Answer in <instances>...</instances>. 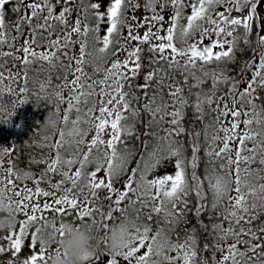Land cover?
Segmentation results:
<instances>
[{"label":"snow or ice","instance_id":"obj_1","mask_svg":"<svg viewBox=\"0 0 264 264\" xmlns=\"http://www.w3.org/2000/svg\"><path fill=\"white\" fill-rule=\"evenodd\" d=\"M101 6L102 0H0V84L11 81L9 94H27L32 66L47 65L39 93L55 97L58 116L66 105L65 125L70 113L78 114L67 134L71 140L61 129L55 142L43 145L50 151L36 161L45 165L38 177L21 173L11 145L0 148V189L15 205L12 218L24 217L0 244V254L17 264L28 237L30 254L22 264H46L71 231L64 223L70 213L92 223L97 213L104 220L118 213L121 223L109 229L103 253H86L84 264H264V0H108L103 12ZM141 8L145 14L137 16ZM186 8L191 13L184 17ZM9 10L16 16L11 27ZM242 50L250 56L239 75H231L229 65ZM53 73L62 82L53 85ZM188 108L193 127L186 129ZM137 123L157 141L150 152L120 147L137 135ZM184 135L192 137L190 177ZM201 136L207 162L219 161L222 169L214 183L206 177L210 203L195 172ZM66 146L73 149L70 158L62 154ZM173 158L174 173L150 178ZM129 208L136 210L131 220ZM189 212L211 213L210 224L200 221L199 231L207 234L202 246L195 228L177 231Z\"/></svg>","mask_w":264,"mask_h":264},{"label":"trees","instance_id":"obj_2","mask_svg":"<svg viewBox=\"0 0 264 264\" xmlns=\"http://www.w3.org/2000/svg\"><path fill=\"white\" fill-rule=\"evenodd\" d=\"M7 51L6 49H2ZM47 75V65L45 69L41 70L37 65L32 66V71L29 73L30 81V91L27 94H21L17 96L15 93L9 94L7 92V84H10L11 81H6L4 84H0V89H4L3 96H0V120H7L8 114L12 113L9 123H0V148H6L9 145L12 146L14 151L11 156L12 159L17 164L18 168L21 170V173L24 171H32L35 168H42L44 164H37L36 161L40 160L42 156L46 155L50 149L44 147L45 143H53L56 140L55 128L54 126L59 122L61 116H52L56 113V104L58 103L55 97L48 98L49 93H44L43 95H36L39 92L38 87L36 86L38 80ZM57 73H53L54 83L53 85L60 83L57 78ZM16 86V87H14ZM14 89L18 90V84H12ZM51 91V89L49 90ZM67 92L64 93L66 95ZM25 100L28 103V110L31 112L19 113L20 116H16L13 112V102L12 101ZM21 105H19V108ZM52 114V115H46ZM188 120H184L185 128L189 125ZM157 127L154 126L152 131L157 132ZM158 135H161L160 132H157ZM163 135V134H162ZM45 137H50L48 141H45ZM192 138L191 136H182L181 143L185 147H188L186 138ZM152 142L155 143L156 139L148 136ZM145 140H147L145 138ZM199 143L201 145V151L198 154L200 159L198 160V166H210L213 164L207 162V158L204 154V142L203 136L199 138ZM127 146L129 149L133 147L139 149L144 144H138L135 139H129L128 143H124V146ZM154 148V146L152 147ZM149 149V148H148ZM188 150V149H187ZM186 150V151H187ZM187 157H191L190 152H186ZM190 154V155H189ZM7 159V157H5ZM32 172H36L32 171ZM209 221H207L208 223ZM209 224V223H208Z\"/></svg>","mask_w":264,"mask_h":264},{"label":"flooded vegetation","instance_id":"obj_3","mask_svg":"<svg viewBox=\"0 0 264 264\" xmlns=\"http://www.w3.org/2000/svg\"><path fill=\"white\" fill-rule=\"evenodd\" d=\"M141 4H143L144 0H140ZM11 4L9 5H6V8L7 9H10L11 8ZM191 13V10L186 8L184 10V17H186L187 15H189ZM145 13H144V10L143 8H141V10L139 12L136 13L137 16H143ZM166 17H167V13L165 14ZM233 15H239L238 13H235L233 12ZM16 19V16L14 13H12L10 10L6 12V21L8 22V27H11V22L14 21ZM91 23H94V21H91ZM179 23L181 25H186V19L182 18ZM104 24H102L101 26H103ZM107 25L105 26V28L103 29V33L105 32V29H106ZM141 32L144 31V29H141L140 30ZM11 35H15V32H11L10 33V37ZM207 42V41H206ZM89 47L92 48L94 47V45L92 44L91 42V35L89 37ZM241 49H243V45L241 44ZM9 51V49H8ZM145 56L148 55V53H145L144 54ZM250 56V52L248 51H240L237 53V60L235 63L229 65V70H230V74L231 75H239L242 67H243V64L244 62L249 58ZM90 71V69H89ZM250 75V73H249ZM38 81H42V79L38 80ZM139 83H143V80L141 79L139 81ZM189 83H193V81H189ZM211 84V81H206L205 84L203 85V87L205 89H207ZM244 85L241 84V87H243ZM197 91L196 89H193V92ZM185 95L187 96L188 95V92L187 90L185 91ZM264 95V94H262ZM195 100V96H191L190 97V102L191 101H194ZM91 101H89V103L85 106V110H87L88 107H91ZM186 119H189L188 120V126L186 127V129L190 126H193L191 124V118H192V109L191 108H188L186 109ZM144 119H146V117H144ZM132 121V120H131ZM133 122V121H132ZM205 122H210L209 119H206ZM138 124V123H137ZM137 124H136V128L138 129L139 134L138 135H135L133 136L132 138L130 139H135L138 144H143L145 138L147 139V136L144 135V133L147 131V129L145 128V126L139 130V128L137 127ZM194 127L196 128V130L198 131H202V124L200 122H196ZM162 126L160 127H157V132H160V134H164L163 131L161 130ZM129 139L125 141V144L128 143ZM190 145H188V147H185V149L187 150L186 152H190L191 154V157H192V151H191V148H190ZM138 152H145V151H152L148 148H144V147H141L139 149H136ZM94 156H95V153H94ZM197 165H198V162H197ZM45 168V165H43L42 168H35V169H32V171H35L36 172H32L30 170V172L32 174H35L37 177L39 176V174L41 173V171ZM198 166L195 168L197 169ZM54 179H58L56 177H54ZM29 184H31V181H28ZM42 187H47V185L45 184H42L41 185ZM101 195H104V193H101ZM15 199V197H14ZM190 200V207H192L193 205L196 204V199H195V194L189 198ZM106 203V202H105ZM137 208L139 207V205L136 206ZM104 209L101 208V211H103ZM207 213L206 215V220L209 221L208 223L210 224V219H209V212H205ZM205 213L200 215V216H194L192 212H189L187 214V223H184L182 224L178 229L177 231L180 232L181 234H183V232L185 230H192V229H196V234L199 236V240H200V244L201 246L203 245V243L205 242V238H206V233H201L199 231V225H200V221H203L204 223V220H205ZM127 216L128 218L131 220V219H134L135 216H136V210L135 208H129L128 210V213H127ZM20 218V220H18L17 218ZM24 219L23 215H21L20 213H16L15 214V220L17 221H13L14 225H15V229H18L19 227V224L20 222ZM141 219H142V216H141ZM57 220L59 221L60 220V217H57ZM95 221L96 223H92V219L91 218H85L84 220H80L78 217H76L75 215L73 214H69L67 217L64 218V223L66 224L67 227H78V228H82L84 229L85 231H87L92 237H93V246H94V253L99 251L101 253H103V250H104V238L106 235H109V229L119 225L121 223V219H120V215L117 213L115 215V218L112 219V220H104L98 213L95 214ZM48 223L51 224L52 223V220H51V214H49V220H48ZM207 223V224H208ZM155 226V225H154ZM32 229H29V232H31ZM8 232L9 231H6L4 233H0V244H5L6 241H5V237L8 235ZM56 238L57 240L60 239L59 237V234H56ZM25 240H26V243L21 251V253L18 255V257L16 258L17 259V264H22L23 260L30 254V250L27 246V240H28V237H25ZM211 241V240H209ZM208 241V242H209ZM9 259H11V256L10 254L8 253H5V254H0V264H8V261ZM89 264H96V262L93 260V261H90Z\"/></svg>","mask_w":264,"mask_h":264},{"label":"rangeland","instance_id":"obj_4","mask_svg":"<svg viewBox=\"0 0 264 264\" xmlns=\"http://www.w3.org/2000/svg\"><path fill=\"white\" fill-rule=\"evenodd\" d=\"M92 2H96V0H92ZM107 4H108V0H102V6H101V9H100L101 12H103V11L105 10V6H106ZM188 9H190V8H188ZM190 10H191V9H190ZM105 26H106V24H104L103 26H101V31H100V35H101V36L104 34V33H103V29L105 28ZM102 28H103V29H102ZM9 38H10V36H9ZM36 65H37V66L39 67V69H40V65H39V64H36ZM45 66H46V65H45ZM45 66H44V69H45ZM45 76H46V75H45ZM45 76H43V78H41L42 81L44 80ZM38 82H39V81H38ZM38 82H37V84H36L37 87H38ZM52 82L54 83V79H53ZM61 82H62V81H61ZM14 87H16V86H14ZM43 94H44V93H39V92H37L36 95H43ZM27 95L30 96L29 93H27ZM65 96H67V94H66ZM12 102H13V104H15L17 101L14 100V101H12ZM85 106H86V105H81V109H82V111H81V113H79V115L82 116V117H83V113H84V111H86V110H85ZM65 108H66V106H65L64 104H61V105H60V114H59V116H62V115L64 114V110H65ZM13 112L15 113L16 116L19 117V116H20L19 113H21V112L26 113V112H27V113L29 114L31 111L28 110V103H24L23 105H21L20 108H19V105H18L16 108L13 107ZM46 115H52V114H47V113H46ZM56 115H57V114L55 113V114L52 115V116H56ZM77 115H78V114H77L75 111H73L72 113H70V118H69V121H68V123H67L66 125L63 123L62 119L59 120V122H57V124L54 126V128H55V136H56V139H58L59 131H60L61 129L65 132V139H67V140H71V139H72V138L69 137L67 134H68V132H69L70 130H73L74 126L72 125L71 121H72L73 119H75ZM57 116H58V115H57ZM127 123L131 124L130 121L127 122ZM79 127H86V125L81 124V125H79ZM137 127L139 128V130H141V129L144 127V125H143L142 123H138V124H137ZM191 127H193V126H190V127H188V128H191ZM141 131H142V130H141ZM139 132H140V131H138L137 135L139 134ZM221 135H222V134H221ZM186 136H187V135H186ZM186 140H187L188 145H189V144H192V138H189V137H188V138H186ZM143 144L147 146L146 148H149L150 150H152V149H153L152 147H153V146H154V147L156 146L157 141H155V143H154V142H152V141L150 140V138H148V136H147V140H144ZM120 147L123 148L122 145H121ZM144 148H145V147H144ZM61 151H62V154H63V156H64L65 158H70L73 149H72V147L66 146V147H65L64 149H62ZM205 151H206V149L204 150V154H205ZM189 155H190V154H189ZM185 156H187L186 153H185ZM187 158H188L187 161H186V163H187V171H188V173H189V177H190L191 172H192L193 169H192V167H191V157L188 156ZM174 163H175V158H173L171 162H169V161H167V160L163 161V162L161 163V165H160V166H159L154 172L150 173V178H151V176H157V177H159V176H163V175H165V174H172V173H174V171H175V169H174ZM217 171H222V169H219L218 167H215L214 165H213L212 167H210V166H206V167H205V166H202V164H200V165L198 166V168L195 169L196 175L198 176V178H199L200 181L202 182L201 190H202V192H203V194H204L205 200L208 201L209 203L211 202L212 193H211V191H209V179H206V177L210 178L211 181L214 183V182H215V176H216V172H217ZM100 175L103 176V172H101ZM190 182L192 183L191 180H190ZM194 194H195V193H193L192 196H193ZM192 196H190L189 198H191ZM21 215H22V214H21ZM206 215H207V213H205L204 224H207ZM208 215H209V217H210V216H211V213H209ZM17 219L20 220L19 217H18ZM13 221H17V220L13 219ZM199 227H200V225H199ZM14 230H15V229H14ZM206 235H207V234H206ZM209 243H211V241H209ZM209 255H210V253H209Z\"/></svg>","mask_w":264,"mask_h":264},{"label":"clouds","instance_id":"obj_5","mask_svg":"<svg viewBox=\"0 0 264 264\" xmlns=\"http://www.w3.org/2000/svg\"><path fill=\"white\" fill-rule=\"evenodd\" d=\"M9 198L10 194L0 189V233L11 231L14 227L12 214L15 205L9 204ZM92 241L93 237L82 228L66 229L59 244V252L53 253L46 264H84L85 254L95 250Z\"/></svg>","mask_w":264,"mask_h":264}]
</instances>
